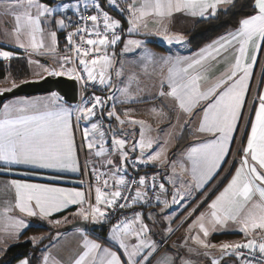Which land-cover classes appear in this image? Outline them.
<instances>
[{
	"label": "snow or ice",
	"instance_id": "6c2138e0",
	"mask_svg": "<svg viewBox=\"0 0 264 264\" xmlns=\"http://www.w3.org/2000/svg\"><path fill=\"white\" fill-rule=\"evenodd\" d=\"M107 2L110 9H116V0H107ZM235 3L236 0H141L137 6L136 0H132L127 9L130 25L128 31H136L140 27L141 21L149 16L164 18L171 17L174 12H184L193 17L214 18L222 5L235 6ZM89 6L95 10V14L88 16L91 26L84 23L83 12L80 11V0H77L75 4L68 2L56 7L49 6L43 0H0V17L11 16L15 21L13 30L4 32V35L10 39L8 44L0 43V49H4L0 50V60L10 61L14 58L13 51L8 50L9 44L12 42L15 47L25 49V51L29 48L33 51L43 48L42 37L45 28L52 21H55L56 28L60 30L70 26L65 24L63 18L57 19L56 16L59 13L71 11L80 22L75 31L69 32L66 36L72 56L62 57L58 70L44 65H40V67L49 76H67L82 84L86 83L84 80L86 75L88 81L96 82L98 79L100 86L112 90L113 85L106 75L112 65L111 59L106 54L91 59L89 57L93 53H99L102 47L107 48L108 45L114 47L117 44L121 38L116 31L120 28V22L103 10L99 0H84L85 11ZM254 8L258 10L257 14L241 19L239 28L235 32H230L214 42L218 46L210 45L208 48L201 49L197 54L198 58L187 62L186 66L184 58H177L172 63L167 77L169 91L159 93L174 102L175 109L187 118L186 124L192 123L199 117L196 132L207 133L212 137L207 142L187 149L185 159L190 164V169H186L183 163L180 164L182 171H190L197 191L204 188L218 174L221 165L227 162L226 157L230 151L231 142L235 139L234 132L243 118L242 109L246 103V95L250 90L249 79L253 74L252 69L258 61V52L264 46L262 45L264 42V0H255ZM227 10V8L224 9V11ZM120 11L124 10L120 9ZM99 20L103 22V32L97 23ZM109 31L112 32L111 39L107 35ZM49 35L52 42L50 50L54 51L57 44V33L50 31ZM38 36L41 37L40 40L37 39ZM76 36H80L79 44L75 41ZM93 36L95 38H92ZM164 39L171 44L173 40L177 43L181 42L183 37L164 34ZM130 47L140 48L141 41L128 40L125 43V51ZM209 49L216 54L212 57L213 59L227 53L229 49H232L236 54L234 63L220 78L210 84L202 85L201 81L205 77L197 71V66H202L203 61L207 59L205 53L211 54ZM76 59L82 66V73L75 66L65 68V64L75 65ZM29 63H34V61L30 59ZM121 74L119 70L116 72L117 77ZM35 75L39 76L40 73L37 72ZM135 79L136 76L133 73L129 77V85ZM16 87L15 81H12V87L0 89V95L6 91H13ZM116 90L124 97L119 101L120 103H127L133 99L129 86ZM52 97V100L43 103L27 100L5 103L0 110V175L13 176L10 184L15 189V209L28 217L38 215L41 219H47L53 213L61 212L70 205H80L74 215L81 217L84 221L91 219V222L96 224L107 218V213L101 210L100 205H104L106 208L119 207L120 209L131 207L129 203H118L121 199L125 201L129 199L122 195V189L129 184V181L125 179L127 164L131 163L133 167L156 161L164 164L167 162L165 147H160L154 152H146L147 149H152L154 141L145 138L143 121L132 120L130 123L141 125L140 140L133 142L130 150H125L127 141L117 139L113 133L112 151L108 152L105 148V134L100 130L99 122H91L96 116L97 107L104 108V101L101 100V97L94 96L91 101L82 99L80 106L75 109L58 104L55 93H52ZM107 99L117 98L113 92ZM257 99L259 105L255 108V119L251 122V132L247 136V145L243 148L240 167L236 169L235 175L232 176L231 181L220 195L208 205L210 212L201 213L189 225V231L198 228L199 233L203 234V239L199 234L192 236L191 239L205 249L217 248V245L209 243L207 238L217 230V226L223 227L229 221L238 225L239 231L244 234L245 243L220 245L218 248L220 258L212 257L211 264H220V259L233 254L239 259L242 255L238 251L240 249L249 250V256L252 257V259L242 261V264H254V261L255 264L264 262V240L258 242L255 239H247L256 230L264 232V92H260ZM201 104L203 107H200ZM73 112L77 130H79L80 121L83 120L91 122L92 133H98L97 138H90L86 123L83 130V144L89 150L90 155L106 157L99 162L100 167H97L94 161H85V173L88 174V170L91 169V176L96 184L94 189L95 204H89L88 209L83 206L85 196L81 191L51 187L45 184L23 183L14 178V174L21 168L80 171L75 158L74 132L70 122ZM127 115L126 111L125 116ZM107 116L109 119L115 117L120 124L125 123L117 114L114 106L107 112ZM97 144L99 149L95 150ZM137 148L140 149V156L130 161L129 152H135ZM116 153L120 157L119 165H116L111 158ZM101 168L106 171H101ZM173 171H175V165H173ZM110 179L115 180V190H103L112 188ZM155 179L153 177V189L156 187ZM101 181H103V189L100 186ZM169 181L173 182L171 177ZM131 183L139 186L135 195L131 197V202L133 204L142 200L147 202L146 189L148 185L145 177H140L138 181L133 179ZM185 187L190 188L191 186ZM164 192L165 185L160 183L159 192L155 197L157 206L160 204L168 206L166 200L160 199V193ZM171 195L172 202L175 204H179L185 199V194L179 191ZM198 207L199 205H197ZM11 210V208L4 210L5 218L9 220L10 226L14 230L12 235L18 239L21 231L29 225L23 219L8 217L7 213ZM195 211V208L192 209L188 215L191 216ZM150 218H152L151 215ZM49 222L59 225L63 221L49 220ZM133 223L139 227L133 229ZM77 231L84 235V250L72 261V264H153L152 258L158 251L156 243L143 239L150 229L142 222L141 213H135L133 220L121 221L111 229L110 239L118 244L119 249L123 250V256L118 255L117 251H110L108 247L101 250V244L89 240L82 228L77 227ZM166 231L170 232L171 229L168 228ZM132 235H135L139 242L130 247L125 243V239ZM32 239L35 243L38 238L33 237ZM97 250H101L99 257ZM257 250L260 254L258 258L255 257ZM204 255L209 256L210 253L205 252ZM43 261L44 264H58L56 260L50 259L47 255L43 257ZM20 264H31V261L23 259ZM156 264H173V260L166 254L157 259Z\"/></svg>",
	"mask_w": 264,
	"mask_h": 264
},
{
	"label": "crops",
	"instance_id": "0c3cea01",
	"mask_svg": "<svg viewBox=\"0 0 264 264\" xmlns=\"http://www.w3.org/2000/svg\"><path fill=\"white\" fill-rule=\"evenodd\" d=\"M68 2L69 0H65V3ZM130 3H132V0H128V5ZM140 3L141 0H136L137 6H139ZM227 6L228 5H222L220 9ZM257 12L258 10H256V14ZM208 18L210 17H193L184 12H174L171 17L164 18L149 16L146 17L145 20L141 21L140 27L134 32L128 31L130 27L128 18L126 22L122 23L123 37L121 41L115 46V48L110 49L109 47H102L100 51L101 55L106 54L110 59L112 56H110L109 50H112V53L117 52L118 56L121 55V58L119 57L120 59L118 58L115 64L111 66L110 75H107L106 73L113 85L112 90L108 89L109 94L107 98L111 95V93L113 94V92L117 98L114 100L107 99V111L110 109L111 103L115 106V110L117 111L120 107L124 109L130 108L132 110L140 108H157L156 110L163 111L165 113V117L162 118V121L160 120L159 125L158 123L156 125H152L154 127L150 129L148 136L150 139L157 142L156 145L162 147V142H165L163 141L164 138L168 140V135H170V141H168L170 142V145H168V148L165 151V156L168 158L178 155V165L175 167V169L178 170V174H176V171H173V161L172 164L167 166L161 164L160 161L149 163L156 169L155 174L158 177L160 175L159 178L165 185V192L160 193V199L163 194L168 203V206L165 207L164 204L157 206L155 202L153 206L148 208L142 207L138 212L141 213L142 222L150 229V231L144 235L143 239L149 242H154L158 245V251L152 258L153 264H156V260L166 254L172 258L173 264H211L212 257L217 259L220 258V252L218 250L220 245L224 243L246 242L244 234L239 231V226L229 221L223 227L217 226V230L212 232L207 238L208 242L217 245V248L205 249L194 243L191 239L192 236L197 234H199L203 239V234L199 233L198 228L189 231V225L192 224V222L196 220L201 213L210 212L208 205L220 195V193L231 181L232 176L235 175L236 169L241 165L243 148L247 145V136L251 132V122L255 119V108L259 105L257 97L260 92H264V46H262L261 50L258 52V61L252 69L253 74L249 79L250 90L246 95V103L242 109L243 118L234 132L235 139L231 142L230 151L226 157L227 162L221 165L220 169H218V174H216L214 178L199 191L195 188V182L192 179L190 171H182L180 164L183 163L186 169H190V164L185 159L187 149L191 146L207 142L212 137L207 133L196 132L195 129L198 127L199 117H197V119L192 123L186 124L185 120L187 118L175 109L174 102L170 98L159 94L161 91H169L167 77L172 63H174L177 58H184L186 66L187 62H190L194 58H198L197 54L201 49L208 48L210 45L213 47L218 46L214 44L215 41H218L221 37L226 36V34L230 32H235L239 28L238 24L237 27L225 30L219 36L199 49L191 50L186 38V33L196 22ZM14 23V18L11 16L0 17V43L8 44L10 37H6L4 32H11L14 28ZM50 31H56L57 33V44L54 51L50 50L52 48V42L49 35ZM61 31L62 30L56 28L55 21H52L51 24L45 28L42 37V42L44 44L43 48H40L37 51H33L29 48L25 51V49L15 47L14 42H12L9 44L8 50L13 51L14 58L22 57L27 60L28 57H35L41 65L58 70V67L53 59L59 58L61 60L59 57L60 44L58 41L59 32L61 33ZM164 34L170 36L179 35L182 36L183 39L179 43L173 40V42L169 44L164 39ZM37 39L40 40L41 37L38 36ZM128 40L141 41V47H130L129 50L125 51V43ZM149 43L158 44L163 47V50L158 51ZM262 45H264V42H262ZM209 52L211 54L205 53L207 59L203 61L202 66H197V71L205 77V79L201 81L202 85L210 84L220 78L221 75L227 71L230 65L234 63V57L236 54L232 49H229L227 53L213 59L212 57L216 55L215 52L211 49H209ZM148 57L151 58L149 59ZM2 62L8 63L9 61ZM248 62L250 63L251 60L249 59ZM118 70L122 73L119 77L116 75ZM42 72L43 73H40L39 76L32 79V81H37L45 76H49L46 72ZM133 73L135 74L136 79L129 85V77ZM161 81H163V84H161ZM94 83L100 85L98 83V79ZM125 86H129V91L133 96V99L127 103H120L119 101L124 99V97H122L121 93L116 89ZM10 87H6L0 82V89H9ZM56 97L58 98L56 101L58 104H62L64 107L70 109H75L81 104L80 101L76 106H70L64 103L58 96ZM52 99V94L15 97L2 102L0 104V110H2V106L5 103H15L24 100L43 103ZM200 107H203V104H201ZM197 111H199V109H197ZM70 122L74 132L75 158L79 164L80 171H55L50 169L30 170L21 168L14 174V178L19 179L23 183L45 184L51 187L81 191L85 196L83 206L85 209H88L89 204H95V187L87 189L81 185V183L84 182L85 177L88 179L91 177V169L88 170V174L85 173V161H94L96 162V166L100 167L99 162L106 159V157H95L94 155H90L89 150L83 144V130L86 123L89 128L90 138L98 137V133L91 132L92 121H80V127L79 130H77V122L75 119V113L73 112L70 117ZM109 122L111 123V131L113 127L116 126V133L118 136L115 137L117 139L125 138L128 141V136H131L132 134H139V128L131 126L130 130L127 129L128 124H130L127 121L124 124H120L114 117ZM133 129H135V132H133ZM127 145L128 143L125 144V150L131 149V147H127ZM156 145H154L152 149H147L146 152L156 151ZM98 149L99 145L97 144L95 150ZM136 157L139 156L129 152V160L132 158L135 159ZM111 158L116 165L120 164V157L118 153L113 154ZM233 159H235V161L232 163ZM101 171H106V169L101 168ZM163 177L166 178L163 179ZM170 177L173 182L169 181ZM12 178L13 176L0 175V258L3 257L6 250L10 246L14 245V241H18L17 243H19L21 241H27L30 237H32L28 236L23 239L22 235L29 227L38 223L47 227L48 231L41 233L43 238L37 243L29 241L32 243L33 247L38 248L35 264H44L43 257L45 255L49 256L50 259L56 260L58 264H72V261L84 250V235H81L80 232L77 231V228H73L68 231H63L62 229L74 223H83L85 225V227L82 228L84 234L89 240H93L101 244V250L104 247H108L110 251H117L118 255L123 256V250L119 249L118 244L110 239L113 225H105L103 222L93 224L91 219H89V221H84L81 217L74 215L80 205H70L67 209H64L61 212L53 213V215L47 219H41L38 215L35 217H28L21 214L14 207L16 196L15 189L10 184V180ZM109 182L112 185V188L109 189V191L115 190V180L110 179ZM188 185L191 187H185ZM177 191L185 194V199L179 204L172 203L170 200L171 194ZM177 199H179V197H177ZM201 201L203 202L201 203ZM197 205H199L198 208ZM8 208L12 209L7 213L8 217L23 219L29 225V227L21 231L18 239L12 235L14 230L11 228L9 220L5 218L4 210ZM100 208L105 212L108 209L104 205H100ZM194 208L196 211L189 216V212H192V209ZM150 215L152 218H150ZM65 218L67 219L65 220ZM133 219L134 217L131 218V220ZM49 220H60L63 222L59 225H54L50 223ZM132 227L133 229H136L139 226L133 223ZM168 228L171 229L170 232L166 231ZM218 235L232 236L222 240L214 239V237ZM247 239H255L258 242L262 241L264 240V232L256 230ZM138 242L139 241L136 239L135 235L129 236L125 239V243L130 247ZM101 250H97L98 257L101 254ZM205 252H209L210 255L205 256ZM21 260L17 261L15 264H20ZM220 264H242V261L240 258L238 259L235 254H233L220 259Z\"/></svg>",
	"mask_w": 264,
	"mask_h": 264
},
{
	"label": "built area",
	"instance_id": "2783aa9c",
	"mask_svg": "<svg viewBox=\"0 0 264 264\" xmlns=\"http://www.w3.org/2000/svg\"><path fill=\"white\" fill-rule=\"evenodd\" d=\"M69 2L71 4H75V3H77V0H69ZM99 3L102 5V8L104 11H107L111 17H113L114 19H116L120 22V28L116 29L117 33L121 37L120 40L117 42V44H118L123 37L122 23L126 22L127 19L129 18V14L127 12L128 0H116L117 7L115 10L109 8L107 0H99ZM120 9H123L124 11L121 12ZM80 11L83 12L84 23H87L89 26H91V21H88V16L90 14H95L94 8L89 6L88 10L85 11L84 10V0H80ZM62 18L65 20V24L70 25V26L66 27L65 29H63L61 31V44H60V49H59V57L60 58L65 57V56H72V53L69 51V45H68V42L66 40V36L68 35L69 32H74L75 28L77 26H79V23H80L78 21L77 17L75 16V14L71 11H66L62 15ZM97 23L99 24L100 30L103 32L102 20H99ZM107 35H108L109 39H111L112 32L109 31L107 33ZM85 38H87V36H85ZM92 38H95V36H93ZM75 41H76V43L79 44L80 43V36H76ZM115 46L113 47L112 45H108L107 47H109L111 49V48H115ZM85 47H87V46L85 45ZM97 56H101V53L100 52L99 53H93L92 56L89 57V59L95 58ZM69 65L71 67L75 66L78 71H80L81 73L83 72L82 66L79 65L78 59L75 60V65H73V64H69ZM84 80L86 83H83V84L77 81L78 91H79V102L82 101V99L84 101H91L92 97H94V96H99V97H101V100L104 101V108L101 109L100 107H97L96 116L93 118L92 122H99L100 130L103 131L105 134V148L108 150V152H111L112 151V148H111V141H112L111 127H110V123L108 122V120L105 118V115H104L109 90L106 87H102L100 85H97L94 82L88 81L86 75L84 76ZM132 159H130V161ZM234 161H235V159H233L232 163ZM140 177H145L147 185H148V188L146 189V191H147L146 201L147 202H144V200H142V201H139V202H136L133 204L131 202V197L135 195V191L139 186H138V184L131 183V181L133 179L138 181ZM153 177L156 178L155 179V185H156L155 189L152 188ZM105 178L107 179V177H105ZM125 179L127 181H129V184L124 189H122V195L129 197V199L127 201L121 199L118 201V203H129V204H131V207L125 208V209H120L119 207L108 208L106 210L107 218L103 221V223L105 225L115 226V225L119 224L121 221L128 222L131 220V218L134 217L135 213L139 212L140 208L151 207L156 202L155 197H156V194L159 192V184L162 183V181L155 174L154 167L151 164H147V165L141 164V165H138L137 167H133V165L131 163L127 164V172L125 175ZM81 185L87 189L96 186L95 180L92 176L90 177V179L85 177L84 182H82ZM100 186L103 189V181H101ZM103 190L109 191V189H103ZM238 251L240 253H242V255H240V257H239L241 259V261H244L246 259H252V257L249 256V250L240 249ZM259 255L260 254L257 250V252L255 253V257L258 258ZM254 264H255V261H254ZM261 264H264V262H261Z\"/></svg>",
	"mask_w": 264,
	"mask_h": 264
},
{
	"label": "trees",
	"instance_id": "16d2710c",
	"mask_svg": "<svg viewBox=\"0 0 264 264\" xmlns=\"http://www.w3.org/2000/svg\"><path fill=\"white\" fill-rule=\"evenodd\" d=\"M255 0H236L235 6L228 5L227 11L225 8L220 9L216 17L199 20L193 27L186 33V38L191 50H197L206 43L210 42L222 32L227 29L235 28L238 26L241 19L250 17L256 14L254 8ZM46 4H51V0H43ZM59 44H61V33L58 36ZM154 49L161 51L163 47L149 43ZM29 75L27 61L25 58L17 57L10 60L8 63L0 61V81H3L7 76H10L16 84L27 82ZM109 94V92H108ZM107 111V106L105 112ZM104 112V115H105ZM106 118V116H105ZM107 119V118H106ZM108 120V119H107ZM109 122V121H108ZM110 123V122H109ZM111 127V123H110ZM156 169L154 168V172ZM48 231L47 227L31 226L22 235L23 239L28 236L39 235ZM232 235H218L214 237L216 240H222L230 238ZM38 248L33 247L29 241H21L10 246L2 258H0V264H15L17 261L27 258L31 261V264L36 263Z\"/></svg>",
	"mask_w": 264,
	"mask_h": 264
},
{
	"label": "rangeland",
	"instance_id": "374dc122",
	"mask_svg": "<svg viewBox=\"0 0 264 264\" xmlns=\"http://www.w3.org/2000/svg\"><path fill=\"white\" fill-rule=\"evenodd\" d=\"M62 3H65V0H52V3L51 4H48V5L51 6V7H56L57 5H60ZM63 14L64 13L57 14L56 18L57 19L62 18V15ZM109 52H110V56H112L111 57V61H112V65L111 66H113L115 64L116 60L119 57L121 58V55L118 56V53L117 52L116 53H112L113 52L112 50H109ZM30 59L32 61H34V63H31L30 64L29 63V60ZM26 61H27L28 72H29V75L27 77V80L32 81V79L36 78V76H37V75H35V73H37V72L43 73L42 72L43 69L40 67L41 64H40V62L35 57H28ZM53 61L55 62V64H56L57 67H58L59 63L61 62V60L59 58L53 59ZM65 68L66 69L67 68H71V66L69 64H65ZM110 68L107 71V75L108 74L110 75V73H111ZM7 77L9 79H7V80L4 79L3 81H0V82L3 83L6 87H10V86H12V81H14V80L10 76H7ZM111 95H112V93H111ZM113 106L114 105L111 103L110 109L108 111L112 110ZM114 108H115V106H114ZM153 109L156 110L157 108H140V109H137V110H132L130 108H125L124 109V108L120 107L118 111L116 110V112H118L117 114L120 116L121 120H124L125 122L127 121V122L130 123V121H132V120L143 121L144 122L143 128H144L145 138L146 139H149V136H148L149 131H150V129H152V127H154L152 125H156L157 123L159 125L160 120L162 121V118L165 117V113L163 111H161V110L152 111ZM108 111L105 112V116H106V118L109 121H111L114 117L111 118V119H109L108 116H107V112ZM126 111L128 112V115L127 116H125V112ZM131 126L132 127H135V128H139V134L138 135L132 134L131 136H128V141L125 138L123 139V140L127 141V143H128L127 147L128 146L129 147H132L133 142L140 140L141 125L140 124H132V123H130V124H128V128L127 129L130 130L131 129ZM114 127H113L111 133L113 135V132H114L115 136H118V134L116 133V126H114ZM133 132H135V129H133ZM159 134H161V133H159ZM160 136H162V135H160ZM112 138H113V136H112ZM163 141H167V144H165V142H162V145H163L162 147H165V149H167L168 148V145H170V142H168V141H170V135H168V140L166 138H164ZM156 144H157V142L154 141L153 146L156 145ZM155 147H156V151H157V150H159V148L161 146L156 145ZM130 153H132V154L134 153V154L140 156V149L137 148L135 152H130ZM172 161L174 162L175 167H177V165H178V155H176L175 157H168L167 158V162L164 163V166H167L169 164H172ZM172 168H173V164H172ZM175 171H176V174H178V170L175 169ZM159 177H160V175H159ZM164 178H166V177H163V179ZM161 197H162L161 200H165V196L163 194H162ZM170 200L172 201V195L170 197ZM35 225L44 227V225L41 224V223L40 224L38 223V224H35ZM33 237L38 238L35 243H37L40 239L43 238L42 234H39L38 236H35L34 235V236L30 237L27 241L33 242V239H32ZM17 242L18 241H14L13 244H16Z\"/></svg>",
	"mask_w": 264,
	"mask_h": 264
},
{
	"label": "water",
	"instance_id": "95a60500",
	"mask_svg": "<svg viewBox=\"0 0 264 264\" xmlns=\"http://www.w3.org/2000/svg\"><path fill=\"white\" fill-rule=\"evenodd\" d=\"M55 93L64 103L76 106L79 103V91L77 81L68 77L45 76L37 81H27L17 85L13 91H6L0 95V104L5 100L21 97ZM77 227H85L83 223H74L64 229L68 231Z\"/></svg>",
	"mask_w": 264,
	"mask_h": 264
}]
</instances>
